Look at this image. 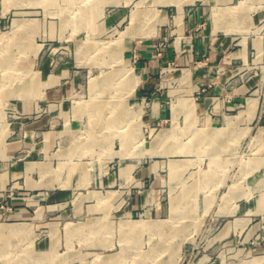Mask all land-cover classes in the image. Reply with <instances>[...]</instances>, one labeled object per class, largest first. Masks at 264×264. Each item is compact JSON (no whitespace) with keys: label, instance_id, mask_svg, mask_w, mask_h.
Returning <instances> with one entry per match:
<instances>
[{"label":"crops","instance_id":"0c3cea01","mask_svg":"<svg viewBox=\"0 0 264 264\" xmlns=\"http://www.w3.org/2000/svg\"><path fill=\"white\" fill-rule=\"evenodd\" d=\"M121 2L123 6L129 3L128 0L102 1L98 12L105 13L108 7L121 6ZM162 3L155 5L158 14L151 28L141 30L139 21L132 24L130 19L118 58L125 67L122 69L124 77L129 80L126 89L133 93L132 99L138 109V136L134 139L141 142L146 124L164 121L168 126L161 130L149 149L141 147L137 152L130 149L124 137L119 138L120 150H115L114 137L107 136V141L111 139L112 143L111 147L106 145L105 161L126 163L120 175H130L128 180L120 181L124 191H116L113 195H121L120 199L116 198L118 203L128 195L129 198L123 213L116 215L106 210L97 213L102 217L94 220L98 223L115 217L125 220L140 214L142 220L162 225L182 220L186 210L190 220L197 205L195 198L199 194L196 190L229 187L226 195L230 198V207L227 210L220 207L218 218L250 222L249 233L259 237L264 232V95L260 94L264 66L258 64L257 70L253 71V65L264 59V35H261L264 0H176L170 6H162ZM163 7L174 10L170 14L164 12ZM110 12L112 14L106 17L103 26L106 31L127 19L123 10ZM175 20H178L177 24ZM34 75L36 81L32 86L9 92L12 98L6 107L19 120L5 123L0 119V206H16L12 214L16 223L10 228L12 248L15 245L13 237L24 232L20 226H25L33 217L31 210L35 204L30 203L32 199L49 203L51 199L61 201L67 197L64 190L95 188L97 184L112 188L118 182L115 177L100 181L99 177L90 174L92 168L89 165L93 161L84 163L75 182L50 177V165L56 157L98 154L90 147L95 142L90 145L82 140L72 147L61 148L60 145V152L55 151L56 144L62 139L68 110L73 108L72 95L77 90L83 92L88 75L83 71L71 72L65 66L51 72L49 60ZM99 86L96 83L91 87L97 91ZM0 92L3 93L2 86ZM147 101L148 111L143 113V104ZM79 108L77 103L73 115L82 114ZM83 109L88 110L85 105ZM101 109L104 105L100 102L89 107L92 116L102 112ZM109 116L100 119L99 124H110ZM247 141L252 158L243 171L251 175L248 187L252 192L243 194L237 190V180L233 185H225L222 175L227 172L226 157L239 154ZM21 147L31 149L28 160L23 163L12 161ZM201 150L207 151L210 159L207 168L198 171L203 175L197 181L196 170L200 167L196 161L176 158L195 156ZM216 156L218 166L211 161V157ZM211 175H215L214 178ZM122 176L120 178L124 180ZM211 182L213 184H209ZM56 187L62 191L53 196L51 190ZM9 189L15 190L17 196L9 195ZM30 195L34 198H29ZM112 198L106 201L110 202ZM87 199L85 197L76 206V215L83 211V205L89 202ZM25 200L28 204L21 206L19 201ZM110 203L113 205L114 200ZM211 205L203 196L200 205L203 213H207ZM90 207L93 206L87 208ZM104 226L108 236L112 230L109 224ZM103 229L96 226L94 235ZM158 230L159 235H178L175 227ZM227 233L226 227L220 235ZM107 243L102 244L107 246ZM98 246L101 245L96 244ZM126 252L124 249L109 255L107 261H119ZM251 254L252 264H264V244L251 250Z\"/></svg>","mask_w":264,"mask_h":264},{"label":"rangeland","instance_id":"374dc122","mask_svg":"<svg viewBox=\"0 0 264 264\" xmlns=\"http://www.w3.org/2000/svg\"><path fill=\"white\" fill-rule=\"evenodd\" d=\"M102 1L105 0H0V87L3 88V93L0 92V119L5 123L19 120L6 107L7 101L12 98L9 92L15 88L32 86L36 81L34 74L45 61L49 60L51 72H57L62 66L71 72L83 71L88 75L83 92L77 90L72 95L73 108L68 110L66 123L62 126V139L56 144L55 151L60 152V145L61 148L72 147L75 142L82 140L90 145L95 142L90 147L98 154L56 157L52 159L49 175L54 179L68 178L75 182V177L85 167L84 163L93 161L89 165L92 168L90 174L99 177L100 181L110 177L118 180L112 188L97 184L95 188L64 190L67 197L61 201L51 199L49 203L39 198L32 199L30 203L35 204L31 210L33 217L26 222L28 225L20 226L24 232L13 237V248L10 228L16 223L12 217L16 206H0V264H252L251 250L263 246L264 232L255 237L249 233L250 222H235L230 217L218 218L220 207L226 210L230 207V198L226 195L231 189L229 187L196 190L199 195L195 198L197 205L193 208V214H189L193 217L190 220L187 219L188 210L182 220L168 221L162 225L144 221L140 214L125 220L119 217L100 223L94 220L102 217L97 213L106 210L116 215L123 213L129 198L128 195L118 203L121 195H113L116 191H124L120 181L128 180L130 175H120L126 163L120 160L105 161L106 145L111 147L114 140V149L120 150L119 138L124 137L133 152L141 147L149 149L161 130L168 126L164 121L146 124L143 126L141 142L134 139L138 136V109L132 99L133 93L126 89L129 80L124 77L122 69L125 67L118 58L123 48V33L127 31L131 18L132 24L139 21L141 30L151 28L158 14L155 5L163 2L162 6H170L176 0H128L127 6L121 2V6L108 7L105 13H101L98 11ZM111 10H123L127 19L106 31L103 26L106 17L112 14ZM163 10L170 13L174 8L163 7ZM261 35H264V29ZM258 64L264 66V59L253 65V71L257 70ZM108 75H111L110 79ZM96 83L100 85L97 91L91 87ZM261 88L260 94L264 95V83ZM75 101L80 107L78 111L82 112L76 113L77 116L73 115L77 104ZM99 102L104 105V109L92 116L89 107ZM148 104L149 101L143 104V113L148 111ZM84 105L88 110L83 109ZM128 105L130 108H127ZM108 115L112 122L108 125L99 124L100 119H106ZM108 135L114 139L107 141ZM248 144L249 141L239 154L226 157L227 172L222 175L226 180L225 185H233L237 180V190L243 194L252 192L248 187L251 175L243 171L252 158ZM29 152L31 149L21 147L11 160L26 162ZM196 154L176 159H193L200 167L196 172H202L207 168L210 157L203 150ZM217 159V156L211 157L215 166H218ZM200 172L196 173L197 181L202 178ZM211 176L214 178L215 175ZM51 191L56 196L62 190L56 187ZM15 192L8 190V194L14 197L17 196ZM203 196L212 204L207 213H203L200 206ZM85 197L89 202L76 215L75 208ZM29 198L34 197L30 195ZM108 198L114 200L113 205L110 203L112 200L106 201ZM19 204L25 207L28 203L25 200L19 201ZM88 206L93 207L89 209ZM49 207L52 208L49 210ZM108 224L112 233L107 236L104 225ZM96 226L104 229L94 235ZM172 227H175L178 235L163 236L156 232L159 228L170 230ZM226 227L227 236H221ZM107 241L108 245L103 246L102 243ZM96 244L101 246L96 247ZM124 249L127 251L124 258L110 263L107 261L109 255Z\"/></svg>","mask_w":264,"mask_h":264},{"label":"bare ground","instance_id":"6f19581e","mask_svg":"<svg viewBox=\"0 0 264 264\" xmlns=\"http://www.w3.org/2000/svg\"><path fill=\"white\" fill-rule=\"evenodd\" d=\"M136 18H137V17H136ZM134 20H135V19H134ZM134 20H133V21H134ZM148 29H149V28H148ZM144 35H145V34H144ZM127 74H129V75H130V74H131V72H130V71H127ZM129 75H128V76H129ZM176 106H177V105H176ZM173 110H174V109H173ZM180 112H181V111H180ZM175 115H176V114H175ZM8 228H9V227H8ZM4 231H5V230H4Z\"/></svg>","mask_w":264,"mask_h":264}]
</instances>
